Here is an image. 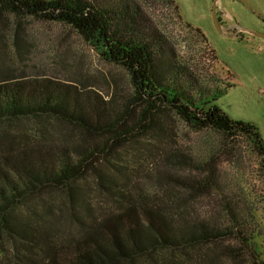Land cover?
Here are the masks:
<instances>
[{"label": "trees", "instance_id": "1", "mask_svg": "<svg viewBox=\"0 0 264 264\" xmlns=\"http://www.w3.org/2000/svg\"><path fill=\"white\" fill-rule=\"evenodd\" d=\"M7 12L76 29L109 62L130 72L135 100L144 109L141 119L127 118L130 110L119 114L98 92L90 91L89 100L90 92L52 77L0 82V122L51 118L78 131L74 142L65 134L58 140L41 133L35 139L24 132L0 134L1 244L10 239L27 245L41 256L36 264H264V239L258 241L264 230L241 193L222 200L224 223L190 210L191 199L218 186L212 163L203 180L170 174L171 184L185 185V191L168 200L136 196L104 169L126 141L150 130L155 115L169 108L193 128L248 138L264 171L259 127L232 118L216 103L232 84L218 90L203 84L178 61L168 37L150 26L138 0H0V16ZM90 174L112 200L100 213L89 198L92 184L82 183ZM61 192L59 206L35 209L28 202ZM24 204L31 210L26 215L19 213Z\"/></svg>", "mask_w": 264, "mask_h": 264}, {"label": "rangeland", "instance_id": "2", "mask_svg": "<svg viewBox=\"0 0 264 264\" xmlns=\"http://www.w3.org/2000/svg\"><path fill=\"white\" fill-rule=\"evenodd\" d=\"M138 1L150 26L168 37L178 61L203 84L213 90L233 85L216 103L232 118L255 123L264 137V37L250 32L264 33V0H216L222 30L213 14L215 0ZM22 77L65 80L81 87L84 93L98 92L121 115L130 110L127 118L133 114L142 118L144 107L135 100L136 90L125 67L109 62L69 25L7 12L0 16V82ZM90 93L92 96L87 98L92 100L94 94ZM60 125L51 118H25L0 122V134L24 132L35 139V134L41 133L50 140L65 134V140H77L78 131L72 125ZM126 142L105 162L104 169L115 174L118 183L125 184L132 194L176 198L185 191V185L173 186L170 174L203 180L212 163L218 171L214 176L218 186L211 194L189 201L192 213L224 223L222 200L227 194L241 193L264 230V171L248 138L243 136L239 141L212 128H193L174 110L165 108L155 115V126L147 132L139 131ZM82 183L86 187L92 184L88 194L98 213L111 206V198L94 174ZM61 193L64 195L48 196L49 201L34 198L28 202L35 209L47 204L59 206L65 198V192ZM24 205L19 213L26 215L31 210L30 205ZM262 239L258 241L262 243ZM18 253L32 258L17 257ZM35 259L39 261L41 256L31 253L27 245H14L10 239L0 243V264H36Z\"/></svg>", "mask_w": 264, "mask_h": 264}, {"label": "water", "instance_id": "3", "mask_svg": "<svg viewBox=\"0 0 264 264\" xmlns=\"http://www.w3.org/2000/svg\"><path fill=\"white\" fill-rule=\"evenodd\" d=\"M213 14H214L215 22H216L218 28L220 30H222L223 28H222L220 19H219L218 14H217V1L216 0L214 2ZM250 32L254 33L255 35L264 37V33L263 32H259V31H255V30H250Z\"/></svg>", "mask_w": 264, "mask_h": 264}, {"label": "flooded vegetation", "instance_id": "4", "mask_svg": "<svg viewBox=\"0 0 264 264\" xmlns=\"http://www.w3.org/2000/svg\"><path fill=\"white\" fill-rule=\"evenodd\" d=\"M254 34V33H253Z\"/></svg>", "mask_w": 264, "mask_h": 264}]
</instances>
